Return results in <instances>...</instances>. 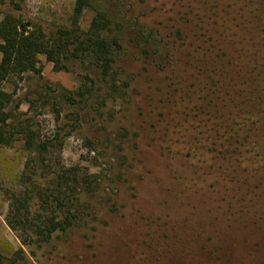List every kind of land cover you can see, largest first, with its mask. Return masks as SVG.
Masks as SVG:
<instances>
[{
	"label": "rangeland",
	"instance_id": "rangeland-1",
	"mask_svg": "<svg viewBox=\"0 0 264 264\" xmlns=\"http://www.w3.org/2000/svg\"><path fill=\"white\" fill-rule=\"evenodd\" d=\"M75 2L0 0V23L12 15L51 36L73 28ZM90 2L81 32L100 4L121 38L117 88L91 61L56 72L45 57L41 76L4 87L16 95L0 122V264H264V33L253 29L264 0ZM243 15L252 23L236 29ZM145 29L164 41L160 54ZM82 88L87 98L63 99ZM29 132L47 146L40 155ZM225 141L227 158L210 152ZM28 189L23 228L12 197ZM70 204L75 225L41 243L34 225Z\"/></svg>",
	"mask_w": 264,
	"mask_h": 264
},
{
	"label": "trees",
	"instance_id": "trees-1",
	"mask_svg": "<svg viewBox=\"0 0 264 264\" xmlns=\"http://www.w3.org/2000/svg\"><path fill=\"white\" fill-rule=\"evenodd\" d=\"M90 1L91 0H76L73 28L71 30H60L51 36L46 35L41 28L34 27L32 30H29L21 20L12 15H7L0 23V122L3 125L11 120V115L7 113V110L14 103V96L16 95V92L13 94L6 93L4 91L5 85L9 82H13L15 79H22L27 75L41 76L42 68L40 65V57H45L46 60L54 66L56 72L68 71V63L75 60L91 61L92 64L96 65L106 81L113 80V88H117L113 66L116 60V51L120 52L121 50V38L110 35L114 26L112 20L113 16L109 14L106 7L102 8L100 4L97 7L98 9L94 10L95 15L91 22L89 32L86 35L81 32L79 23L82 16L88 9L92 8L93 10ZM100 1L104 3L103 0H99V2ZM242 17L246 18L244 25L237 23L235 25L236 29L247 27L245 24L250 25L252 23L249 19L250 17L246 15ZM253 19L255 20L253 21V23L255 22L253 29H262L261 32L264 33V27L259 22L257 16L253 17ZM236 20L237 17H235V21ZM143 37L146 45L150 46L152 49L154 47L153 51H156L155 48H158L156 54H160V50L164 49V41L154 30L145 29ZM254 40L255 39H253V41ZM241 41L240 44H237L242 48L233 51L235 55L230 51L232 54L230 58L233 59L236 56V60L239 62L245 53L247 51L249 52L247 44L243 43L245 40ZM256 44L257 46L264 45V36H261ZM228 45L229 44H227V46ZM152 49L145 50V53L151 56ZM233 65L232 61L227 65L229 72L234 69L235 65ZM91 92V89L84 92L82 88L79 92L63 95V99L67 100L68 103H75V99L72 96L87 98ZM4 138L5 136L0 131V145L4 143ZM26 140L28 150L35 152V154L40 155L42 151L47 149L46 145L37 143L35 134L32 132L27 134ZM221 146L223 148L222 150L218 151L214 146L210 149V152L220 157L227 158V151L233 147L232 143L225 141ZM225 148L226 152H224ZM58 179L59 181L64 179L63 181L67 182L68 175L59 176ZM32 195L33 191L28 189L24 193L23 199L21 197L17 198L16 195L12 197L11 211L12 213L14 212L18 224L23 226V228L25 227V215L23 214L29 212L28 205L29 201L31 202L33 200ZM59 195L63 196V193H59ZM40 200L45 205L50 204L48 203L50 201L49 199ZM63 207H65V211L60 217L55 219H51L50 217L46 218L42 223L34 225L32 228L36 238L40 239L41 243L50 242L56 233H66L75 225L74 221L78 213L74 210V205L70 204L67 207L64 205ZM9 226L13 231L17 232L16 226L11 224V222H9ZM23 242L26 244V241ZM20 254H24V252L20 251Z\"/></svg>",
	"mask_w": 264,
	"mask_h": 264
}]
</instances>
